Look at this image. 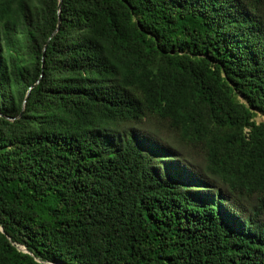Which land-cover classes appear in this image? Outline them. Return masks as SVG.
<instances>
[{"label": "trees", "instance_id": "1", "mask_svg": "<svg viewBox=\"0 0 264 264\" xmlns=\"http://www.w3.org/2000/svg\"><path fill=\"white\" fill-rule=\"evenodd\" d=\"M59 2L0 0V264H264V2Z\"/></svg>", "mask_w": 264, "mask_h": 264}, {"label": "rangeland", "instance_id": "2", "mask_svg": "<svg viewBox=\"0 0 264 264\" xmlns=\"http://www.w3.org/2000/svg\"><path fill=\"white\" fill-rule=\"evenodd\" d=\"M264 2V0H262ZM264 119V116L258 114L257 117H256V121L257 122H261L262 120Z\"/></svg>", "mask_w": 264, "mask_h": 264}, {"label": "water", "instance_id": "3", "mask_svg": "<svg viewBox=\"0 0 264 264\" xmlns=\"http://www.w3.org/2000/svg\"><path fill=\"white\" fill-rule=\"evenodd\" d=\"M61 1L62 0H60V2H59V7H60V5H61ZM59 22H60V19H59ZM46 47H47V45L45 46V48H44V52H43V54H45V49H46ZM28 97V96H27ZM25 102H26V100H25Z\"/></svg>", "mask_w": 264, "mask_h": 264}]
</instances>
